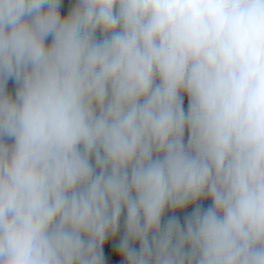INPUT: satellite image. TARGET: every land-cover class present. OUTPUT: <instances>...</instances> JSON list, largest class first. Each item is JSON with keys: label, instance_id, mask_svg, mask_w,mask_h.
<instances>
[{"label": "clouds", "instance_id": "1", "mask_svg": "<svg viewBox=\"0 0 264 264\" xmlns=\"http://www.w3.org/2000/svg\"><path fill=\"white\" fill-rule=\"evenodd\" d=\"M0 264H264V0H0Z\"/></svg>", "mask_w": 264, "mask_h": 264}, {"label": "trees", "instance_id": "2", "mask_svg": "<svg viewBox=\"0 0 264 264\" xmlns=\"http://www.w3.org/2000/svg\"><path fill=\"white\" fill-rule=\"evenodd\" d=\"M69 7H70V5L67 3V2H65L64 4H62V6H61V11H62V14H64V13H66L67 12V10L69 9ZM9 87L11 88L12 87V84H11V82H10V84H9ZM204 205H207L208 203H210L209 201H203L202 202ZM191 210V207H189V209H186L185 211H190ZM177 215H183V213H177ZM119 237H117V239H118Z\"/></svg>", "mask_w": 264, "mask_h": 264}]
</instances>
